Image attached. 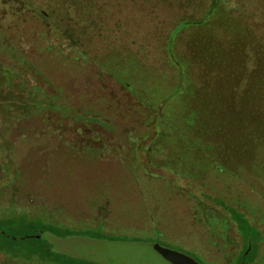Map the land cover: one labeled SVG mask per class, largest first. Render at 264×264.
Wrapping results in <instances>:
<instances>
[{"label":"rangeland","instance_id":"obj_1","mask_svg":"<svg viewBox=\"0 0 264 264\" xmlns=\"http://www.w3.org/2000/svg\"><path fill=\"white\" fill-rule=\"evenodd\" d=\"M134 2H107L89 30L0 1V231L20 236L3 221L27 214L237 264L239 228L233 242L220 226L233 211L260 229L264 264V0L203 23L209 0ZM45 21L77 48H45ZM0 264L38 263L2 250Z\"/></svg>","mask_w":264,"mask_h":264},{"label":"trees","instance_id":"obj_2","mask_svg":"<svg viewBox=\"0 0 264 264\" xmlns=\"http://www.w3.org/2000/svg\"><path fill=\"white\" fill-rule=\"evenodd\" d=\"M1 2L7 4L17 5L20 8L19 12H23V9H27L30 14H38L43 20L50 17H53L57 14L59 8H62L63 11L68 15V17L76 16L77 22H81V26H85L91 30L96 22L99 19L100 13L103 8L106 6L107 2L113 3L114 0H0ZM225 0H209V8L207 12L202 16L199 23H203L207 20L208 17L217 15L219 16L218 6L222 5ZM253 3H256V7L261 10L263 15V0H252ZM141 8H145L146 5L150 6L149 0H138L134 2V6L139 4ZM131 4V2H130ZM59 5V6H58ZM58 6V7H57ZM57 7V8H56ZM54 8L56 9L54 11ZM45 11V12H43ZM17 12V13H19ZM221 15V14H220ZM193 21H184L180 22L177 27L183 25L192 24ZM39 27L41 31L37 33L40 35L45 42H47L45 48L49 49L52 46L57 47L60 51L62 49H72L77 48L75 37L68 36L67 38L64 35V31L56 30L45 23L40 22ZM176 27V28H177ZM32 31H37L35 28L31 29ZM253 28L249 31L252 33ZM74 41L76 43H74ZM19 61L22 63L23 58H20ZM25 64V63H24ZM220 226L224 225V232L221 233L222 239H232L235 242L234 238L229 235L226 231L228 222H235L239 228V235L242 239V249L239 256L237 257V264H251L253 259L257 256V253L260 251V244L263 241L260 235V229L254 227V225L248 221L243 214H239L233 211H229V216H224L221 218ZM33 219L27 214H14L10 219H5L4 224L8 225L9 228L14 226L22 225L28 226L27 230L22 232L20 236L8 235L6 231H0V251H6L12 256H18L26 260H34L38 264H98L94 262H89L86 260L73 258L66 256L64 254L56 253L51 250V244L45 240L38 239L31 236L35 233H40L42 231H49L56 235V230L59 229L53 225L46 224L44 229H32L33 225L31 224ZM28 235V236H27ZM60 236V235H59ZM99 238L106 239H115V240H137L133 238H127L123 236L109 235L102 231H98ZM251 246L250 250L247 251L248 246Z\"/></svg>","mask_w":264,"mask_h":264},{"label":"water","instance_id":"obj_3","mask_svg":"<svg viewBox=\"0 0 264 264\" xmlns=\"http://www.w3.org/2000/svg\"><path fill=\"white\" fill-rule=\"evenodd\" d=\"M31 236L51 244L53 252L98 264H202L191 255L157 241L59 236L49 231Z\"/></svg>","mask_w":264,"mask_h":264}]
</instances>
